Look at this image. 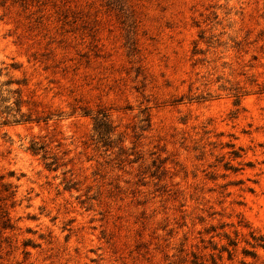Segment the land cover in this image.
<instances>
[{"label": "rangeland", "instance_id": "1", "mask_svg": "<svg viewBox=\"0 0 264 264\" xmlns=\"http://www.w3.org/2000/svg\"><path fill=\"white\" fill-rule=\"evenodd\" d=\"M111 1L0 0V264H264V0Z\"/></svg>", "mask_w": 264, "mask_h": 264}, {"label": "trees", "instance_id": "2", "mask_svg": "<svg viewBox=\"0 0 264 264\" xmlns=\"http://www.w3.org/2000/svg\"><path fill=\"white\" fill-rule=\"evenodd\" d=\"M111 2L112 3L113 2H119V0H113ZM236 96L239 97V94H236ZM96 130H97L100 138H102V139L104 138L105 135H107V133H109L111 131V124L105 115L101 118H97Z\"/></svg>", "mask_w": 264, "mask_h": 264}]
</instances>
